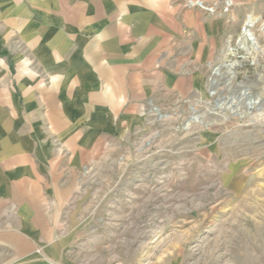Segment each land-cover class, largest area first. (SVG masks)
Wrapping results in <instances>:
<instances>
[{
	"label": "rangeland",
	"instance_id": "1",
	"mask_svg": "<svg viewBox=\"0 0 264 264\" xmlns=\"http://www.w3.org/2000/svg\"><path fill=\"white\" fill-rule=\"evenodd\" d=\"M179 1L207 20L232 22L233 0ZM259 20L249 27L256 43L237 44L245 26L240 23L212 46L209 60L191 57V74L204 80L202 93L176 105L146 103L124 134L82 166L51 246L36 245L25 254L1 248L0 264H264ZM228 45L235 53L225 56ZM18 57L25 61L27 55L8 49L0 37V91L7 85L21 97ZM231 61L234 75L225 65ZM247 100L254 102L249 106ZM39 125L50 130L47 122ZM52 142L60 148L57 138Z\"/></svg>",
	"mask_w": 264,
	"mask_h": 264
},
{
	"label": "crops",
	"instance_id": "2",
	"mask_svg": "<svg viewBox=\"0 0 264 264\" xmlns=\"http://www.w3.org/2000/svg\"><path fill=\"white\" fill-rule=\"evenodd\" d=\"M232 4L227 24L179 0H0V37L27 55L17 59L21 97L7 85L0 91V249L51 246L82 166L146 103L202 93L191 57L209 60L234 25L264 22L259 0Z\"/></svg>",
	"mask_w": 264,
	"mask_h": 264
},
{
	"label": "bare ground",
	"instance_id": "3",
	"mask_svg": "<svg viewBox=\"0 0 264 264\" xmlns=\"http://www.w3.org/2000/svg\"><path fill=\"white\" fill-rule=\"evenodd\" d=\"M250 19V17H249ZM254 22L249 21L245 24L244 28L242 29V32L238 38L237 44L241 47H246V43L247 41L251 42L252 44L256 43L254 34L252 33V31L248 28L249 26H251ZM235 49L232 48L230 45H228L227 48V55H233L235 53L234 51ZM225 65L229 68L230 72L232 73V75H234V61H231V63H225ZM218 70V68H217ZM217 70L215 73H217ZM214 93L211 92V94Z\"/></svg>",
	"mask_w": 264,
	"mask_h": 264
},
{
	"label": "built area",
	"instance_id": "4",
	"mask_svg": "<svg viewBox=\"0 0 264 264\" xmlns=\"http://www.w3.org/2000/svg\"><path fill=\"white\" fill-rule=\"evenodd\" d=\"M201 4V2H199V1H191V4L192 5H195V4ZM228 3V5L230 4V2H227ZM204 10H207V11H213L214 10V8L213 7H208V6H204V5H200ZM263 30H264V28H263Z\"/></svg>",
	"mask_w": 264,
	"mask_h": 264
},
{
	"label": "water",
	"instance_id": "5",
	"mask_svg": "<svg viewBox=\"0 0 264 264\" xmlns=\"http://www.w3.org/2000/svg\"><path fill=\"white\" fill-rule=\"evenodd\" d=\"M252 102H254V101L253 100H247L246 104L250 106L252 104Z\"/></svg>",
	"mask_w": 264,
	"mask_h": 264
}]
</instances>
